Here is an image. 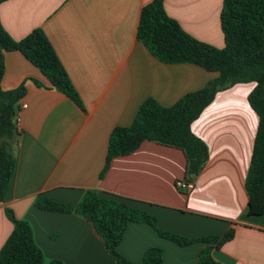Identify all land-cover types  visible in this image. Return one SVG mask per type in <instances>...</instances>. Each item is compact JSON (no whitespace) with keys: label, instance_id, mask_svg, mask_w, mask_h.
<instances>
[{"label":"crops","instance_id":"0c3cea01","mask_svg":"<svg viewBox=\"0 0 264 264\" xmlns=\"http://www.w3.org/2000/svg\"><path fill=\"white\" fill-rule=\"evenodd\" d=\"M152 0H5L0 22L15 40L41 29L61 62L80 105L51 86L19 51L4 53L1 87L25 86L18 101V135L12 144L15 168L0 202V247L12 230L5 215L28 222L43 264H111L113 259L91 223L74 212L38 208L35 199L76 205L95 189L146 211L157 226L186 237H233L211 254L221 264H264V213L247 214L245 177L258 118L247 96L254 83L217 91L191 123L208 146L199 173L185 174L184 153L176 147L143 141L111 159L100 178L114 126L131 123L139 105L153 98L169 106L216 76L192 63H165L137 39L141 8ZM222 0H162L167 17L192 38L223 46L219 22ZM35 81V82H34ZM25 105L22 107V105ZM17 108V110H18ZM194 183L189 192L177 180ZM206 244L179 245L149 224L129 223L118 253L138 262L146 249H162V264H196Z\"/></svg>","mask_w":264,"mask_h":264},{"label":"trees","instance_id":"16d2710c","mask_svg":"<svg viewBox=\"0 0 264 264\" xmlns=\"http://www.w3.org/2000/svg\"><path fill=\"white\" fill-rule=\"evenodd\" d=\"M5 0H0L3 2ZM219 22L223 46L216 48L200 42L181 30L166 16L162 0L146 3L140 11L136 37L157 59L165 63H192L215 72L216 76L195 91L187 92L169 106L153 98L145 99L137 108L131 123L114 126L109 134L101 178L114 157L136 150L143 141H154L179 148L185 156V174L193 179L208 158L207 144L191 130V123L221 89L241 82L254 86L247 96L249 106L258 122L249 165L245 177L247 214L264 213V0H222ZM19 51L48 79L51 86L80 105L76 92L44 32L35 28L19 40L13 39L0 22V82L4 72V53ZM35 82V81H34ZM25 86L4 90L0 83V202L5 198L15 168L12 144L18 135L13 116ZM38 208L74 212L88 220L101 237L111 255V264H162V249L152 246L145 250L138 262L121 256L117 246L129 223L149 224L163 238L179 245L203 242L196 264H221L211 254L230 240L234 228L222 235L186 237L165 231L157 226L156 218L124 201L102 196L95 189L83 192L76 205L54 201L46 196L35 199ZM5 215L12 230L0 247V264H43V255L35 244L27 221L17 218L10 208ZM48 264H62L53 259Z\"/></svg>","mask_w":264,"mask_h":264},{"label":"built area","instance_id":"2783aa9c","mask_svg":"<svg viewBox=\"0 0 264 264\" xmlns=\"http://www.w3.org/2000/svg\"><path fill=\"white\" fill-rule=\"evenodd\" d=\"M24 106L25 105L23 104L22 107H24ZM18 121H19V108H18V110H16V112L13 116V123H14V126L16 127L17 130H18V128H17ZM175 186L178 189L182 190L183 192H189L193 188L194 183L191 180L179 179L176 181Z\"/></svg>","mask_w":264,"mask_h":264}]
</instances>
